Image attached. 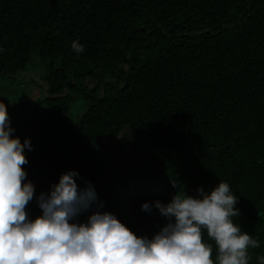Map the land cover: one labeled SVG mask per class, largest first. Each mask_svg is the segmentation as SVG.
<instances>
[{
    "label": "trees",
    "instance_id": "obj_1",
    "mask_svg": "<svg viewBox=\"0 0 264 264\" xmlns=\"http://www.w3.org/2000/svg\"><path fill=\"white\" fill-rule=\"evenodd\" d=\"M0 91L32 145V218L75 169L102 210L151 236L165 218L143 202L222 180L259 240L250 264L264 255V0H0Z\"/></svg>",
    "mask_w": 264,
    "mask_h": 264
},
{
    "label": "clouds",
    "instance_id": "obj_2",
    "mask_svg": "<svg viewBox=\"0 0 264 264\" xmlns=\"http://www.w3.org/2000/svg\"><path fill=\"white\" fill-rule=\"evenodd\" d=\"M71 47L77 54L84 51L75 40ZM14 132L0 101V264H250L249 250L260 246L235 222L238 197L222 180L198 187L195 195L176 191L167 202H143V211L155 208L165 218L151 236L137 235L116 214L102 210L94 185L79 186L75 169L36 195L41 213L32 218L26 206L35 186L23 167L25 149L32 145ZM205 234L212 243L205 242ZM257 261L264 264V255Z\"/></svg>",
    "mask_w": 264,
    "mask_h": 264
},
{
    "label": "rangeland",
    "instance_id": "obj_3",
    "mask_svg": "<svg viewBox=\"0 0 264 264\" xmlns=\"http://www.w3.org/2000/svg\"><path fill=\"white\" fill-rule=\"evenodd\" d=\"M24 80V79H23ZM25 82V81H24ZM19 83H20V85H22V87L24 88L25 86H23V85H25V84H23L21 81H19ZM18 89V88H17ZM19 90V89H18ZM20 93V91H18V94ZM31 97L30 98H35V96H38V88L37 87H35V86H33V88H31ZM9 95H14V93H12V94H9ZM16 96V95H15ZM15 96H10V97H15ZM6 99H7V94H6V96H4L2 93H1V91H0V101H4L5 103H7L6 102ZM42 107H43V105H42ZM24 108V107H23ZM12 111H15V108L13 107L12 109H11ZM129 137H130V133H129V131L126 129L125 131H124V135H123V140H128L129 139ZM34 183V186H36L37 185V183H35V182H33Z\"/></svg>",
    "mask_w": 264,
    "mask_h": 264
}]
</instances>
